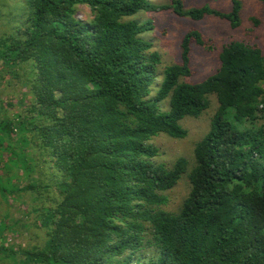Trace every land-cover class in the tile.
<instances>
[{
    "label": "trees",
    "instance_id": "1",
    "mask_svg": "<svg viewBox=\"0 0 264 264\" xmlns=\"http://www.w3.org/2000/svg\"><path fill=\"white\" fill-rule=\"evenodd\" d=\"M12 2L20 26L0 39V62L26 70L30 99L25 117L0 118V195L30 194L44 241L21 259L0 244V264H264V52L230 42L216 72L189 84L192 47L210 42L188 31L178 62L160 69L150 22L136 19L212 16L234 30L241 4L222 14L183 0ZM210 96L218 107L194 146L189 193L164 211L188 163L157 164L151 142L185 139L180 122L200 118Z\"/></svg>",
    "mask_w": 264,
    "mask_h": 264
},
{
    "label": "rangeland",
    "instance_id": "2",
    "mask_svg": "<svg viewBox=\"0 0 264 264\" xmlns=\"http://www.w3.org/2000/svg\"><path fill=\"white\" fill-rule=\"evenodd\" d=\"M156 4H168V0H151ZM241 4L240 24L237 29H231L224 20L206 16L201 21L193 22L181 19L166 13H141L136 19L150 22L152 30L144 34L150 40L153 50L161 55V67L176 64L179 58L178 44L181 37L188 31L194 30L201 34L204 40L209 41L213 51H204L195 46L191 52L192 76L183 81L189 84L199 83L216 72L219 67L218 55L221 48L230 42H242L256 46L264 52V10L257 0H237ZM184 9L191 10L201 7L228 14L231 10V0H183ZM15 3L12 0H0V39L16 31L20 24L13 20ZM77 18L89 21L90 11L86 7L77 9ZM257 23H255V22ZM25 69L16 68L13 71L6 69L0 62V118L8 121L15 119L19 114L27 115L30 96L23 86ZM18 74V78L13 76ZM210 107L198 119L186 118L180 122L187 131L183 140H173L160 134L151 142L158 148L160 156L156 163L170 167L178 158H184L187 163V172L181 177L178 184L164 195L168 204L161 209L177 214L182 201L189 193L190 185L188 175L193 166V149L209 131L211 119L218 107L215 96L209 97ZM15 139V137L13 138ZM6 157L3 158V162ZM2 165V163H1ZM2 171V170H1ZM17 171V170H16ZM3 173L2 177H11L14 173ZM21 173V171H19ZM18 186L26 183L19 174ZM15 184L17 182L15 181ZM39 204L33 203L29 193L20 192L9 194L6 199L0 195V244L5 248L13 247L21 259L20 253L43 244L44 231L40 228L38 213L33 209Z\"/></svg>",
    "mask_w": 264,
    "mask_h": 264
}]
</instances>
